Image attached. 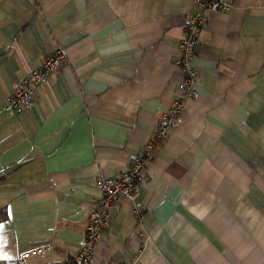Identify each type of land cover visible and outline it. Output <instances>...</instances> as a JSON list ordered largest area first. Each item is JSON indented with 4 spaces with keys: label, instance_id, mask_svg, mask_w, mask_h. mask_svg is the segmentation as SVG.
I'll list each match as a JSON object with an SVG mask.
<instances>
[{
    "label": "crops",
    "instance_id": "1",
    "mask_svg": "<svg viewBox=\"0 0 264 264\" xmlns=\"http://www.w3.org/2000/svg\"><path fill=\"white\" fill-rule=\"evenodd\" d=\"M207 12L197 98L84 264H264V0ZM191 0H0V262L71 264L97 196L178 96ZM55 48L31 104L10 86Z\"/></svg>",
    "mask_w": 264,
    "mask_h": 264
},
{
    "label": "built area",
    "instance_id": "2",
    "mask_svg": "<svg viewBox=\"0 0 264 264\" xmlns=\"http://www.w3.org/2000/svg\"><path fill=\"white\" fill-rule=\"evenodd\" d=\"M192 10L185 17L182 25V36L178 42V56L174 66L180 79L176 85L178 96L157 117L149 139L143 144L139 154L128 157L123 172L114 177H98L93 186L97 193L93 207L88 213L83 229L82 239L71 259V264H84L90 257L93 246L101 233L108 228L109 211L119 198L133 202L140 187L147 181V165L157 147L167 138L168 134L182 122L183 101L196 99L197 73L192 65L197 52V35L201 30L207 12L227 8L224 0H191ZM65 62L64 51L55 48L30 69L20 82L13 83L5 98L4 109L8 112L17 107L31 104L35 88L42 86L48 76ZM129 264H132L130 262Z\"/></svg>",
    "mask_w": 264,
    "mask_h": 264
},
{
    "label": "trees",
    "instance_id": "3",
    "mask_svg": "<svg viewBox=\"0 0 264 264\" xmlns=\"http://www.w3.org/2000/svg\"><path fill=\"white\" fill-rule=\"evenodd\" d=\"M0 264H6V263L0 262Z\"/></svg>",
    "mask_w": 264,
    "mask_h": 264
}]
</instances>
